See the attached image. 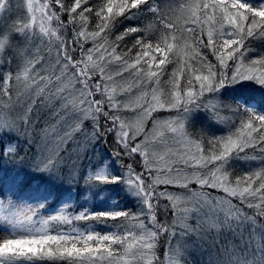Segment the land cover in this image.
I'll return each mask as SVG.
<instances>
[{"label":"snow or ice","instance_id":"1","mask_svg":"<svg viewBox=\"0 0 264 264\" xmlns=\"http://www.w3.org/2000/svg\"><path fill=\"white\" fill-rule=\"evenodd\" d=\"M173 3L178 8L174 9L172 4L162 6L158 0H106L96 5L94 12L90 0H44L43 3L26 0L24 7L30 15L12 19L11 13L14 8L19 10L20 3L0 0V14H9L4 17L8 23L0 34V53L6 48L14 50L19 61L15 75L10 70L0 73V112L13 110V89L22 81L29 94L22 115L18 114L16 120L0 119V136L6 138L0 145V159L14 165L23 164L25 159L36 160L32 170L37 175L46 174L51 185L27 193L15 184L9 185L8 199H0V264L45 261L179 264L167 251L164 259L156 254L158 238L166 235L170 244L174 237L198 235L202 230L215 232L213 243L226 256L222 264H264V240L258 241L254 249L237 251V246L230 245L224 236L233 221L237 225L250 222L255 230L257 216L264 218V169L236 177L233 183L226 168L246 148L259 144L264 152V112L256 111L254 98L236 100L233 104L229 99L235 98L225 94L228 88L242 81L264 86V55L245 62L251 51L246 41L264 38V0L257 5L247 0H173ZM175 11L182 14L184 25H180ZM90 17L95 18L94 25ZM147 17L153 19L145 27H125L114 42L108 40L120 18L135 21ZM133 33L140 34L132 45L137 49L135 55L129 56L132 48L118 52L121 42ZM150 33L155 34L150 37ZM69 34L71 41L67 38ZM38 42L45 45L46 56L29 58ZM88 44L91 46L87 47ZM185 49L199 57L195 70L186 65ZM199 49L210 52L216 63L201 55ZM173 61L177 67L164 81L165 92L161 77L166 65ZM230 61L234 67L229 76ZM114 62L119 63L121 71L109 74L107 69ZM186 66L189 72L181 87ZM124 72L134 77L141 89L136 104L141 112L135 123H126L121 115L131 105L118 96L130 92L131 86L120 85L118 92L114 77L122 78ZM208 94L212 99H204ZM145 98H148L146 104L139 103ZM37 106L47 108L58 119L56 124L46 125L36 133L37 140H27L25 149L19 144L16 123L22 122L26 129L34 125L29 113ZM260 107L264 108V102ZM201 110L207 113L208 120L228 124L235 130L212 139L205 140L203 136L192 139L186 125ZM223 110L231 112L233 118H221ZM161 111H175L176 115L164 120L153 117V113ZM149 119L151 128L146 127ZM86 123L90 131L85 128ZM64 126H69V130L63 131ZM76 133L83 135L88 143L104 146L111 158V165L101 162L94 166V171L86 170L84 184L88 190L102 192L103 185H123L126 195L135 200L137 211L122 209L119 201L114 200L103 210L83 208L74 213L70 211V208L74 210L73 202L67 201L60 203L56 211L45 214L49 201L54 197L59 201L63 195L56 189L66 182V191L70 193L78 180L77 164L71 161L69 166L72 153L67 149L69 142L77 143L73 141ZM166 133L183 147L175 151L167 149L161 155L154 148L165 143ZM32 148L35 152L29 157L28 150ZM73 152L79 155V149ZM137 156L139 171L132 162H124ZM62 168H67L66 177L61 173ZM186 168L193 170L188 172ZM120 169L125 170L123 174ZM193 184L200 189L222 190L229 197L238 198L240 204L255 209V215L248 216L239 205L224 199L212 206L227 205L223 218L205 221L198 207H178L181 196L168 191L169 186L180 187L196 202ZM22 195L35 199L36 203L25 201L22 207L18 206L12 197ZM201 195L205 203H210L207 194ZM169 208L172 218L167 215ZM193 215L195 227L188 222ZM80 221H96L105 226L112 221L114 230L101 234L93 224L82 229L74 223ZM178 227L180 231L176 230ZM259 228L264 236V224ZM121 248L122 256L116 255ZM173 251L175 257L181 255L178 247Z\"/></svg>","mask_w":264,"mask_h":264},{"label":"trees","instance_id":"2","mask_svg":"<svg viewBox=\"0 0 264 264\" xmlns=\"http://www.w3.org/2000/svg\"><path fill=\"white\" fill-rule=\"evenodd\" d=\"M106 0H90V6H93V11L95 12L96 5L105 3ZM159 3H161V5H167V4H172V7L178 8V5L173 3V0H158ZM247 2L252 3L253 5H257L260 0H247ZM135 11V10H133ZM176 12V11H175ZM176 16V15H175ZM178 17V16H177ZM179 18V17H178ZM153 18L152 17H147L145 19H137L135 21H127L124 18H120L118 21V26L113 30L112 33L108 34V40L110 42H114L115 38L117 35H119L121 32H123L125 27H131L133 25L139 26L141 28L145 27L147 23H150L151 20ZM90 21H91V25L95 24V18L94 17H90ZM182 25H184L185 21L184 18L182 16ZM90 30H91V26H90ZM155 33H150V37L152 35H154ZM139 33H133L131 36L125 37V41L121 42V48L117 49L118 52H120L121 50H123L124 52H127L128 48H132V45L134 43V39L139 36ZM69 41H71V35L69 34L68 37ZM126 45V47H125ZM87 47H90L91 44L86 45ZM246 47H248L249 49H251V51L247 54L246 56V60L245 62H247L248 60L251 59H255L257 56L260 55H264V38L262 37H256V38H250L248 41H246ZM137 49L132 48V52L129 54V56H134L136 53ZM185 52H188V56L184 57L185 61H186V65H190L192 70H195L198 67V61H199V57L196 55L195 52H189L187 49H185ZM199 52L201 55L206 56L207 59L209 61H211L213 64L216 63L215 57L208 51H206L205 49H199ZM170 58L172 56V54H169ZM181 56H183V53H181ZM11 59V64H8V60ZM172 64H176L175 61H173V63H169L166 65L167 68H169ZM14 67V55L12 53V51L8 50L6 59L3 63V65L0 67V73L2 72H6V71H12L13 74L15 73V68ZM166 67H165V72H166ZM233 64L230 61L229 62V67L227 69V73L230 76L232 74V70H233ZM189 72V68L186 66L185 70H184V75L183 77L180 79V86L183 87L186 83V77L188 75ZM23 84V83H22ZM23 87V85H22ZM25 91V89H24ZM19 91L17 90V87L15 86L13 89V93H12V98L13 96H17V93ZM20 94V92H19ZM229 98H235V99H229L230 103H235L236 100H246L248 98H254L253 99V103L257 104V108L256 111L257 112H264V108L260 107V103L264 102V86H260L258 84H256L255 82H251V81H242L237 85L232 86L231 88H228L226 90L225 93ZM28 95L26 94V92L24 93V95L22 96V101L20 103V105L17 108H20V110H22L21 112L24 111V109L26 108L27 104L29 103V99H28ZM20 97V95H19ZM204 99H212L211 95L208 94L206 95V97ZM221 99H224L223 96H221ZM13 114L8 116L6 111H3L7 114V116L9 117V119L12 120H16L17 117V109H13ZM175 113V111H173ZM200 112L204 113L207 116V113H205L203 110H201ZM220 117L221 118H233V114L227 110H223L220 112ZM56 119H58V117H53L51 112L47 109V108H41V107H34L33 111L31 113H29V120L30 121H35L34 125H30L27 129L25 128V125L22 122L17 121L16 123V128L19 130L17 132V135L20 137L19 140V144L22 148L27 149L28 145L26 143L27 140H32L35 141L37 140L39 137L38 135H36V133H39V131L47 126H51L53 124H56ZM152 122L150 121L149 125ZM209 123H216L213 121H210ZM238 123V121H237ZM151 126V125H150ZM33 128L35 129V131H33ZM85 128L87 130L90 131V126L86 123L85 124ZM149 128V126L147 127ZM28 132V135H25V132ZM192 139H200L198 135L193 136ZM6 138L3 136H0V145H2L5 142ZM73 141H76L77 143H72L69 142V144L67 145V149L69 150V152L72 153L70 161H68L69 166H71V161H76L77 164V168L79 171L78 174V180L76 182H74V186L72 187V191L69 193L66 191V188L68 187L67 183L65 182L63 187L57 188L56 191L58 193H63L61 199L59 201H56L55 197L53 198L52 201H49L48 205H47V210L48 213H52L54 211L57 210V208L59 207L60 203H64L67 201H71L74 204V210L70 208V211H74L78 212L79 210L83 209V208H88L90 211H97L95 210V208L97 207V205H94V201H92L95 196H97L99 194V190H92L89 191L87 186L84 184V178L87 175V171H94L95 167L97 166L98 163L96 162V156L95 153L91 150L89 151H83V145H88V142L86 141L85 137L83 135H81L80 133H76L73 135ZM112 143V138L109 137V145H111ZM259 144H257L258 146ZM101 150H103L104 155L107 157L105 158L103 161L108 163L109 165H111V158L108 157L107 155V149H105L104 146L101 145ZM73 149H79V154H81V157L77 156V153L73 152ZM99 150V151H101ZM35 152V149H29L28 150V156L31 157L32 153ZM64 153H62L63 155ZM21 155H24L23 152H21ZM244 155H254L253 153V147L250 148H246L243 152L240 153L239 158L236 159H240V157H244ZM82 158V160H80ZM140 159H133V161H129L133 163V167L137 169V171L140 170L139 168V162ZM36 160L33 159H25L23 164L20 165H14L9 163L7 160L4 159H0V199L3 200H7L8 199V192H9V185L15 184L18 188L23 189L24 192H30L33 189H41L43 190L44 188L47 187H51L50 182H49V177L46 174H41V175H37L32 169L34 164L36 163ZM125 163H127L128 161H124ZM87 170V171H86ZM113 171H115V169H112ZM61 173L66 177L67 175V168H62L61 169ZM56 184H59V181H56ZM107 185H103L101 187H104ZM114 186V185H111ZM193 186H195L193 184ZM162 187V186H157V188ZM253 187H255V184L253 185ZM199 190V188H196ZM205 188H203L204 190ZM205 191H209V189H206ZM110 192L112 193V198H114L115 196L118 197V195L123 194L122 190H110ZM215 193L219 196H224L226 195L222 190H217L215 191ZM209 196H211L210 194H207ZM214 195V194H213ZM234 202H236L238 205L242 206L244 208L245 213L248 216H253L255 215V211L254 209H249L247 208L246 205H242L240 204V201L238 198L235 197H230ZM13 200H23V201H27V203H36L35 199H29L27 196H17V197H12ZM131 206L134 210V208H136V202H127L126 205H122L121 208L124 209L126 207H128V209L132 210ZM186 207V206H185ZM137 209V208H136ZM169 218H172L173 213L171 208H169L168 213H167ZM160 217V213H158V218ZM257 226L255 228V230H253V227L247 228L244 223L237 225L235 223L236 230H240L241 234H238V237L235 239L237 241L236 246L239 249H243L244 248H249V249H254L258 243V239L260 238V241L264 239V236L259 235V230L258 227L261 224V221H264V218H260L257 217ZM194 221V219H193ZM193 221H189L190 223ZM110 222V221H109ZM195 222V221H194ZM76 226L80 227V228H85L87 226V224H93L95 227V230L100 232L101 234L107 233V231L105 229H103V227H99L98 222L96 221H80V222H74ZM195 224V223H194ZM178 229V228H177ZM176 229V230H177ZM235 230V233H236ZM178 231V230H177ZM206 233L208 234V236L210 237L212 243H213V236L214 234L212 233V231H206ZM163 240V241H162ZM164 240H167V236L166 235H161L158 238V241H160V245L158 244V247L160 248L161 246H165L166 243L164 242ZM245 241H248V244H245ZM161 243H163L161 245ZM214 245V244H213ZM219 248V247H218ZM160 250V249H158ZM220 252V248L219 251ZM123 253V249H120V252L116 255H121L122 256ZM218 254V255H217ZM216 257L218 258L220 255L223 257L222 261L226 260V257L224 255H222L220 253H217ZM160 257V256H159ZM161 258V257H160ZM42 264H67L66 261H57V262H50V261H45L42 262ZM210 264H215V259L212 258V261Z\"/></svg>","mask_w":264,"mask_h":264},{"label":"rangeland","instance_id":"3","mask_svg":"<svg viewBox=\"0 0 264 264\" xmlns=\"http://www.w3.org/2000/svg\"><path fill=\"white\" fill-rule=\"evenodd\" d=\"M39 3H43L44 0H38ZM14 5L17 3H20V8L19 10L14 8L13 13H11L12 19H16L18 16L20 17H25L27 18L30 14L27 13L26 8L24 7V5L26 4V0H13ZM9 15L8 13L5 14H1L0 15V34H3L4 26L8 23V21H6L4 19L5 16ZM174 15H176V17H179V23L180 25H182V14L179 11L174 12ZM179 34V33H178ZM125 41V40H124ZM45 45L40 44L39 42L37 43L36 47L33 48V52L29 53V58H31L33 55H39L41 57H45L46 56V51L44 50ZM8 50L12 51L13 55H14V67L15 73L17 71V65L19 63L18 59L15 57V52L14 50L8 49L6 48L5 51L3 53H0V67L3 65ZM177 65L176 64H172L169 68L166 67V72L164 74V76L161 77V87L164 88L165 92L167 91V86L164 85V81H167L169 78V75L172 73V71L174 70V68H176ZM109 74H113V73H117L121 71L120 65L118 62H114L111 65H109L108 69H107ZM14 73V75H15ZM116 84H117V91L119 92V86L123 85L124 87H128L131 86V91L130 92H123L120 93L118 96V99L128 103L129 105H131L130 108L128 109H124L121 113V115L125 118V122L126 123H135L136 118L139 116L141 109L139 107L136 106L137 104V97L140 95V87L137 86L135 84L134 81V77L130 76L128 72H124L123 73V77H114ZM23 81L17 85V90L20 92V97L18 98L17 96H13L12 98V102H13V109H17V115L20 114L22 115L24 113L21 112L22 110H20V108H17L21 101H22V96L24 95L25 91H24V86L22 87ZM18 92V93H19ZM148 98L142 99L140 100L139 103L141 104H146ZM7 112V111H6ZM260 113V112H258ZM8 116L13 114V111L11 112H7ZM7 114L5 112H0V119H9V117L7 116ZM176 112L174 113L173 111H161L159 113H153V117H159V119L164 120L170 116H175ZM57 121V119H56ZM150 119L147 120V124L146 127L149 126V128L152 127V123L149 125L150 123ZM210 120H208L207 116L202 113V112H196L193 114V117L191 118L190 122L187 123L186 127L189 131V133H191V138H193V136L198 135L199 138L200 136H203L205 138V140L207 139H212L215 137H220V136H226L228 135L229 131H234V128L229 127L228 124L225 123H209ZM69 130V126H64L63 127V131H67ZM207 147V145H205ZM91 147V150L95 153L96 158V162L98 163V165L101 164V162H104L103 160L105 158H107L104 155L103 150H101V145H97L94 143H88V145H83V151H89ZM183 146L175 143L172 139V137L170 135H168L166 133L165 136V143L163 145H158L154 148V151L160 153L161 155H164L167 151V149H172L173 151L182 148ZM261 145H255L253 147V153L254 155H244V157H240V159H233L231 161H229V164L226 166L227 171L229 173V179L231 181H233L236 177L239 176H244L253 172H257L260 171L261 169H264V152H261L260 150ZM101 150V151H99ZM78 157H81V154L78 155ZM139 158L138 156L135 157V159ZM167 158V157H166ZM140 159V158H139ZM82 160V158L80 159ZM76 162V161H75ZM129 162V161H128ZM127 162V163H128ZM193 169L192 168H186V171L191 172ZM125 170L120 169V173L123 174ZM79 174V171H78ZM257 185L255 184V187ZM191 187L197 192V197H196V202L192 201L189 198V193H187L186 190L180 188V187H172L169 186L168 187V191L176 193L177 195L181 196V201L178 204V207L183 208V207H189V208H195L198 207L200 209V213H201V218L205 221L211 219V220H216V219H222L224 216V212L227 209V205H223L220 204L217 207H212V206H216L217 202L219 200H224V199H229L231 200V203L234 205H238L236 202H234L226 193V195L224 196H219L215 193V191L219 190V189H211L208 187H205V189H200L198 186H193L191 185ZM254 187V188H255ZM122 190L123 194L115 196L114 198H112V193L110 192V190ZM161 188V187H159ZM158 188V189H159ZM196 188H199L196 189ZM206 189H209L210 192L205 191ZM210 194L211 196H208V200L210 203H205L204 202V196L201 194ZM214 194V195H213ZM215 198V199H212ZM114 200H118L119 201V205L120 208L122 205H126L127 202H133L135 203V200H133L131 197H129L128 195H126L125 191H124V187L123 185H107L103 187V191H99V194L97 196H95V198L92 200L94 201V205H97V207L95 208V210L99 211V210H103L106 208L110 207V204L112 201ZM6 201V200H5ZM18 206H23L25 201L23 200H15ZM240 206V205H239ZM131 207V206H129ZM243 211L245 212L246 210H244V208L242 206H240ZM132 208V207H131ZM137 208V207H136ZM132 208V211L135 212L137 211V209ZM125 209V208H124ZM126 209H128V207H126ZM255 210V209H254ZM256 212V211H255ZM258 217V216H257ZM195 221L194 215L189 217V221ZM191 222V224L195 227V222ZM113 222L110 221L108 222V226H105L104 224H99V227H103V229H105L107 232L113 231L114 229L111 227V224ZM147 223V221H146ZM190 223V222H189ZM261 224H264V221H261ZM244 225L247 228H252L253 225L250 222H245ZM235 223L232 222V227L231 229L225 230L224 232V236L227 238L228 241H230V245H236L237 241L235 240L238 237V234H241L240 230H236ZM178 231H180V228L178 227L177 229ZM234 230V231H233ZM236 230V233H235ZM259 230V235H262V231L261 229L258 227ZM212 233L215 235V232L212 231ZM137 234H139L137 232ZM2 235V234H0ZM264 240V239H263ZM163 241V240H162ZM258 241H260V238L258 239ZM164 242L166 243L165 246H161L160 248L158 247V244L160 245V241L157 240V248H156V254L158 256L161 257V259H164V253L167 251L169 257H174L175 259L179 260V264H210L212 261V258L215 259V264H222V260L223 257L220 255V253L222 255L225 256V254L221 251H219V248L215 245H213L214 243H212L210 237L208 236V234L206 233V231H201L198 235H190V236H186V237H174L172 238L171 243L169 244L167 240H164ZM221 243H223V241H221ZM163 243H161L162 245ZM178 247L180 250L181 255L179 257H175V253L173 251V248ZM160 249V250H158ZM237 251H243V249H239L237 247ZM219 253V257H216V254ZM218 255V254H217ZM226 257V256H225Z\"/></svg>","mask_w":264,"mask_h":264}]
</instances>
